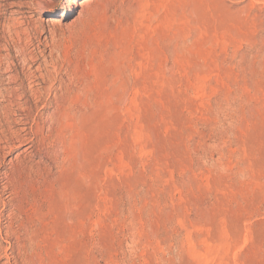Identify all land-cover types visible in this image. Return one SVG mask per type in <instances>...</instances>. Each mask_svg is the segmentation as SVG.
<instances>
[{"label":"rangeland","instance_id":"1","mask_svg":"<svg viewBox=\"0 0 264 264\" xmlns=\"http://www.w3.org/2000/svg\"><path fill=\"white\" fill-rule=\"evenodd\" d=\"M0 55V264H264V0H0Z\"/></svg>","mask_w":264,"mask_h":264},{"label":"bare ground","instance_id":"2","mask_svg":"<svg viewBox=\"0 0 264 264\" xmlns=\"http://www.w3.org/2000/svg\"><path fill=\"white\" fill-rule=\"evenodd\" d=\"M21 5V4H20ZM53 35V34H52ZM54 47V46H53ZM51 52V51H50ZM41 53V52H40ZM43 53V52H42ZM44 54V53H43ZM51 54V53H50ZM24 55V54H23ZM39 55V54H38ZM55 55V54H54ZM1 56V55H0ZM11 57V56H10ZM32 57V56H31ZM61 57V56H60ZM33 58V57H32ZM43 58H44V56H43ZM56 58L57 57H55V60H56ZM42 59V58H41ZM49 59H51V58H49ZM59 59V58H58ZM66 59H68V57L66 58ZM0 60H1V58H0ZM37 60H39V59H37ZM36 60V61H37ZM44 60V59H43ZM62 60V59H61ZM53 61V60H52ZM57 61V60H56ZM67 61V60H66ZM27 62V61H26ZM45 62V61H44ZM46 62H47V60H46ZM50 62V61H49ZM48 62V63H49ZM58 62V61H57ZM63 62V61H62ZM32 63V62H31ZM65 63V62H64ZM52 64V63H51ZM2 65V64H1ZM27 65V64H26ZM42 65V64H41ZM48 65V64H47ZM54 65V64H53ZM32 67V66H31ZM45 67V66H44ZM12 68V67H11ZM11 68H9V69H6L5 68V70H3V71H1L3 68H1L0 69V87L4 84V86L5 85H7V86H11L13 83H15V82H13L14 81V76H13V72L10 70ZM24 68V67H23ZM29 68V67H28ZM54 68V67H53ZM31 69V68H30ZM37 69V68H36ZM47 69V68H46ZM40 69H38V71H39ZM48 70V69H47ZM60 70H61V68H60ZM37 71V72H38ZM41 72V71H40ZM50 73V72H49ZM54 73H56V71H54ZM16 74V73H15ZM36 74V73H35ZM40 74V73H39ZM47 74H48V71H47ZM46 74V75H47ZM51 74V73H50ZM49 74V75H50ZM76 74V73H75ZM49 75H48V77H49ZM59 75V74H58ZM33 76V75H32ZM40 76V75H39ZM44 75H42L41 74V76L40 77H36L35 79L36 80H40V81H42V82H44L43 80H45V78L43 77ZM17 77V76H16ZM52 77V76H51ZM50 77V78H51ZM49 78V79H50ZM73 78V77H72ZM75 78V77H74ZM89 78V77H88ZM34 79V78H33ZM48 79V80H49ZM52 79V78H51ZM16 80V79H15ZM35 80V81H36ZM35 81H33V83L35 82ZM50 81V80H49ZM51 81H54L53 79L51 80ZM51 81H50V84H51ZM45 83V82H44ZM90 83V82H89ZM47 83H45V85H46ZM48 84H49V82H48ZM91 84V83H90ZM35 85V84H34ZM38 85H40V84H37V86ZM87 86H89V85H87ZM3 87V86H2ZM2 87H1V89H2ZM63 87H64V85H63ZM77 87V86H76ZM22 88V87H21ZM51 88V87H50ZM4 89L5 90H0V98H2V99H4V97H5V95L6 94H12L13 95V93H12V91H11V89H6V87H4ZM19 89V88H18ZM118 89V88H117ZM17 90V89H16ZM41 90V89H40ZM50 90V89H49ZM52 90V89H51ZM83 90V89H82ZM86 90V89H85ZM35 91V90H34ZM67 91V90H66ZM122 91V90H121ZM52 92V91H51ZM50 92V93H51ZM70 92V91H69ZM75 92V91H74ZM79 92V91H78ZM78 92H76L75 94L73 93V95H71L72 97H70L69 95L71 94H69L68 96H61V97H63L62 99H60L61 101L60 102H58L57 103V110H56V117L57 118H55V115H53L52 117H54V120L56 121V119H57V125H59V127L61 128V133L63 132H65V136L66 135H69V131L71 132V131H73V133L76 131V130H78V128L81 126V124H83L87 119H88V117H89V114H88V112H85L84 114H80V115H76V114H73L71 111H73V110H71L72 109V103H79L80 105H82V106H85V107H87L88 109L89 108H91L92 110H93V105L95 104V102L93 103V104H91V101H92V98H94V97H92V95H93V92H92V90H91V88L90 87H87V93H83V95H78ZM40 93V92H39ZM38 93V94H39ZM81 93V92H80ZM79 93V94H80ZM7 97V96H6ZM23 97V96H22ZM49 98V97H48ZM59 98V97H58ZM57 98V99H58ZM40 99V98H39ZM56 100V99H55ZM43 102V101H42ZM56 102V101H55ZM13 103V102H12ZM70 103V105H68ZM9 104V103H8ZM17 104V103H16ZM111 104V103H110ZM12 105V104H11ZM79 105V106H80ZM14 106V105H13ZM69 106H71V108L69 107ZM78 106V105H77ZM107 106V105H106ZM69 107V108H68ZM21 108V109H20ZM19 108V112H20V114L19 115H17V117H16V120L14 119V121L15 122H12V123H16V125L17 126H19L20 128H19V130L16 132V133H13V139L15 140V143L16 144H18L17 146L18 147H15V148H20V147H22V145L24 144V143H31L32 145L30 146V147H28L27 149H26V151H24V152H29L31 149H33L34 148V133L35 132H33V129L34 128H32V123H34L35 124V120H32V116H30V113L28 112V110L27 109H25V108H22V107H20ZM9 109V108H8ZM18 109V108H17ZM30 111V110H29ZM78 111V110H77ZM6 112V111H5ZM31 112V111H30ZM11 113V112H10ZM15 115V114H14ZM10 116V115H9ZM53 119V118H52ZM8 124V123H7ZM14 128V127H13ZM59 129V128H58ZM36 130H37V128H36ZM75 130V131H74ZM39 132V131H38ZM57 133H59V132H57ZM82 134V133H81ZM73 135V137L71 138H68V136H66L68 139H66V137H64L63 136V139H64V141L62 142L63 143V146L64 147H67V146H71V145H74V134H72ZM80 135V134H79ZM38 136V135H37ZM59 136V135H58ZM62 137V136H61ZM74 138V139H73ZM78 138V137H77ZM80 139V138H79ZM56 140V139H55ZM54 140V141H55ZM76 140V139H75ZM78 140V139H77ZM0 143H1V141H0ZM60 144V143H59ZM62 146V145H61ZM14 146H10L9 145V142H7L6 143V147H4V149L3 150H8L9 152H8V154H12L13 153V151H14ZM63 148V147H62ZM69 148H72V147H69ZM67 149H68V147H67ZM74 150H76L75 148H74ZM36 151V150H35ZM64 151H66V150H64ZM63 151V152H64ZM39 152V151H38ZM5 156V155H4ZM78 157V156H77ZM67 158V157H66ZM3 160V159H2ZM5 160H8V159H5ZM16 160L17 161H20V157L19 156H17V158H16ZM21 162H23V161H21ZM5 161H4V163L1 165L2 166V168L4 167V165H5ZM12 163V161H9V165ZM7 164V165H8ZM6 165V166H7ZM13 165V164H12ZM15 165V164H14ZM9 170V169H8ZM3 175H6V173H4ZM12 180V179H11ZM6 181V180H5ZM8 186V185H7ZM8 188V187H7ZM20 189V188H19ZM26 190V189H25ZM11 195V194H10ZM23 196V195H22ZM13 197V196H12ZM16 198V197H15ZM24 200V199H23ZM22 204V203H21ZM43 207V206H42ZM68 213V212H67ZM19 216V215H18ZM66 223V222H65ZM15 234V233H14ZM40 235V234H39ZM42 235V234H41ZM37 236V235H36ZM18 239V238H17ZM29 243V242H28ZM15 245V244H14ZM15 247V246H14ZM39 247V246H38ZM37 247V248H38ZM29 252V251H28ZM7 255V254H6ZM10 255V254H9ZM34 255V254H33ZM31 256V255H30ZM30 259H31V257H30ZM9 260V259H8ZM27 263V262H26Z\"/></svg>","mask_w":264,"mask_h":264}]
</instances>
